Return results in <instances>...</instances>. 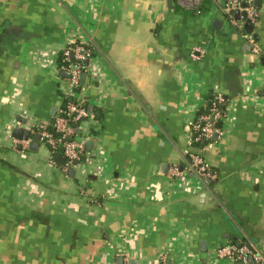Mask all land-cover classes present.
<instances>
[{
	"label": "crops",
	"instance_id": "obj_1",
	"mask_svg": "<svg viewBox=\"0 0 264 264\" xmlns=\"http://www.w3.org/2000/svg\"><path fill=\"white\" fill-rule=\"evenodd\" d=\"M256 5L264 47V0ZM78 42L92 56L72 87L61 53ZM217 92L223 135L194 144ZM67 97L88 112L73 168L34 140ZM187 150L210 178L169 177ZM229 242L264 252V59L221 9L0 0V264H241L216 256Z\"/></svg>",
	"mask_w": 264,
	"mask_h": 264
},
{
	"label": "built area",
	"instance_id": "obj_2",
	"mask_svg": "<svg viewBox=\"0 0 264 264\" xmlns=\"http://www.w3.org/2000/svg\"><path fill=\"white\" fill-rule=\"evenodd\" d=\"M183 6H189L200 11L203 0H179ZM256 0H210L221 9L222 18L233 26L249 45L253 54L264 59V47L245 30V22L237 20L235 13H244L252 26L259 22V10ZM204 50L195 48L191 52L193 60L199 59ZM92 56L91 49L82 42L68 45L61 53L63 69L69 73V84L77 86L82 73L85 71V61ZM225 97L217 92L213 95L204 111L199 115L195 125L193 143L211 142L220 139L223 135L221 126L218 127L225 117ZM88 112L82 102L74 98H66L65 104L58 109L54 123L39 124L37 131L39 141L45 145L51 154L61 153L66 158V168L78 165L86 154L83 141L77 138V129L87 118ZM22 144V143H21ZM26 147V144H22ZM186 167L172 166L169 170L170 178L183 177L191 173L195 177L205 180L211 177L210 164L199 152L186 151ZM219 259H224L241 264H264V252L253 248L247 243L229 242L219 247L216 252ZM166 257L162 256L161 264H165Z\"/></svg>",
	"mask_w": 264,
	"mask_h": 264
},
{
	"label": "water",
	"instance_id": "obj_3",
	"mask_svg": "<svg viewBox=\"0 0 264 264\" xmlns=\"http://www.w3.org/2000/svg\"><path fill=\"white\" fill-rule=\"evenodd\" d=\"M256 3V1H255ZM235 18L237 20H241L243 22H245V30L247 33L249 34H253V37L258 41V36L257 34H255L254 32V26L251 25V23L246 19V16L244 13H240L237 12L235 13ZM250 48V47H249ZM89 61H85V64L87 65ZM218 127H220V124H218ZM13 132V136L18 138V139H23L26 140L28 139L29 136V131L27 129H19V128H14L12 130ZM39 139V135L34 137V140H38ZM56 156H60L62 159L66 160L65 156L61 153H57ZM74 170L71 169V172H73Z\"/></svg>",
	"mask_w": 264,
	"mask_h": 264
}]
</instances>
